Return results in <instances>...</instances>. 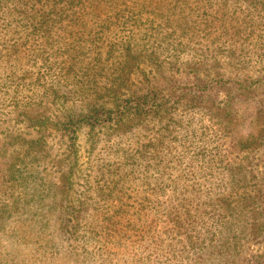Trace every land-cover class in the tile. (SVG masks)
Wrapping results in <instances>:
<instances>
[{"label":"rangeland","instance_id":"1","mask_svg":"<svg viewBox=\"0 0 264 264\" xmlns=\"http://www.w3.org/2000/svg\"><path fill=\"white\" fill-rule=\"evenodd\" d=\"M1 1L5 12L15 18L7 17L0 29V264H108L102 255V230L105 214L118 207L107 197L111 194L108 186H113L123 158L140 155L143 168L132 176L135 184L127 185L131 213L151 190L144 174L151 176L155 188L162 173L167 180L183 177L182 191L195 189L206 194L212 190L230 204L224 220L228 234L233 235L231 244L224 242V247L214 249L206 257L209 264H264V139L260 134L264 130V37L256 34L243 44L235 43V38L231 42L224 38L223 43L214 40L207 43V51L195 45L203 56V69L196 78L186 55L183 61L161 57L164 68H158L149 54L141 57L143 62L127 76L128 81L153 86L161 81L158 78L163 71L171 79L161 85L166 111L132 114L116 124L108 120L104 109L116 102L113 97L90 95L89 86L81 88L82 83L87 85L84 66L91 61L89 42L94 38L81 27L83 22H76L72 30L67 28L71 21L66 20L63 30H56L59 25L55 21L46 33L22 29L19 34L8 33L5 28L25 22L14 13L16 0ZM207 1L230 9L228 15L235 18L238 14L234 11L243 7L245 20L247 10L262 2L256 20L264 19V0H243L244 4ZM114 21L113 28L118 29L114 35L131 33L124 30L126 25L119 18ZM227 29L229 34L230 27ZM196 31L221 34L216 27ZM244 31L249 29L244 26ZM95 33L101 37V29ZM15 44L22 49L21 58L27 56L20 64L22 70L37 67L42 59L37 62L35 57L43 53L58 60L61 67L72 63L74 67L70 73L56 72L44 78L42 83L50 89L28 79V86L20 85L22 91L12 99L6 91L24 79L20 73L16 82H11L13 63L1 54ZM207 71L212 81L207 80ZM158 151L165 160L164 172L158 173L153 166L142 173L150 160L159 158ZM171 156L179 162L169 164ZM134 158L129 162H135ZM14 160H38L35 165L46 182L44 193L29 186L22 190L9 170ZM9 184L17 185L7 189ZM170 184L166 183L163 197L153 196L154 202L169 199L174 190ZM13 199L16 202L10 206ZM164 231L162 224L149 243H139L136 237L121 245L113 243L109 255L114 254L111 259L115 264H184V245L169 236L158 238ZM96 250L97 255H91Z\"/></svg>","mask_w":264,"mask_h":264},{"label":"trees","instance_id":"2","mask_svg":"<svg viewBox=\"0 0 264 264\" xmlns=\"http://www.w3.org/2000/svg\"><path fill=\"white\" fill-rule=\"evenodd\" d=\"M237 1L244 4L243 0H233V2ZM214 4L207 0L199 2L198 0H16L13 4L14 13L25 24L20 25L18 23L10 28H5V30H8V33L14 31V34H19L20 29L46 33L54 28L55 21L59 25L57 31L65 28L66 20L71 21V26L67 27L69 30L75 28L76 22H83L81 27L85 31H89V35L94 38L89 42L90 51L93 53L90 56L91 61L84 66L87 85L82 83L81 88L84 89L89 86L90 95H98V97L111 95L116 102H113L108 109L104 105V109L109 114L108 120L110 122L120 124L132 114H142L147 111L163 113L166 111V105L161 102L162 98L160 97L163 92L161 85L165 81H171V79L165 76L163 71H160V78H158L161 81H155L153 86L146 83L138 86L137 84H130L128 81L127 76L135 67L139 69L140 66L138 65L143 62V58L147 54L152 57L154 64L159 66L158 68L165 67V64L160 62L161 57L166 56L183 61V56L186 55L188 56L186 61L189 63L188 67L191 74H194V78H196L200 76L203 69V64L200 62L203 56L195 50V45H202V49L207 51L206 47H209L207 43L214 40L223 43L224 38L230 42L235 38V43L243 44L256 34L264 37V19L256 20V15H260L262 11L260 10L262 2L257 3V8L247 10L252 15L250 17L248 13L247 20L244 19L246 9L243 7L234 11L233 14H238V18H235L228 15L230 9ZM4 7L6 5L0 0V29L2 24L4 27L8 22L7 17L15 18L14 14L6 13ZM114 14L116 16H113ZM116 18H119L126 25L124 30H130V34L114 35L115 32H118L117 28H113ZM84 20L92 21L93 25L86 26ZM244 26L249 31H244ZM213 27H216L217 31L221 30V34L217 35L216 31H196L197 28L208 30ZM227 27H230L229 34L226 33ZM98 28L101 29V37L99 38H97L98 34H94ZM191 30L192 33H190ZM203 50L201 51L204 52ZM4 52L7 54L2 53L1 57L6 56L5 61L10 60L13 63L14 71L11 82H16L20 73L24 79L23 83H13L10 91H6L5 94H8V97L12 99H15L14 95L17 92L22 91L20 85L28 86L26 82L28 79L35 80L43 87L50 89L47 83H42L44 78L55 76L56 72L69 71L70 73L74 67L73 63L70 66L61 67L59 66L61 64L57 62L58 60L53 61L50 56L46 57L42 51L43 54L35 57L37 62H39V57L42 59L37 67L22 70L20 64L26 60L27 56L21 58L22 49L19 44H15L11 50L8 48ZM32 59L30 57V61ZM198 62L200 66H197ZM219 74L218 72L217 75ZM206 77L207 80H211L209 71H207ZM53 86L57 87V84L55 83ZM126 97L130 100L123 101ZM152 100L153 103L149 104ZM97 101L99 102V100ZM260 134L264 139L263 129ZM133 158L131 156L126 159L123 158V162H120L119 165V171L113 180V186H108L111 194H108L107 197H112L118 205L105 214L106 224L102 230V241L105 243L102 247L105 250L102 255L107 259L108 264H115L114 260L111 259V255L114 254L109 255L111 244L121 245L133 237H136L139 243H149V240L152 242V239L156 237L157 228L162 224H164L165 231L160 233L158 238L169 236L177 243L183 244L184 264H209L206 257L211 256L214 249L219 248L222 244L224 247L226 244L224 242L231 244L233 235L228 234L224 220L226 218L225 213L230 211L228 201L212 190L206 194L199 193L195 189L182 191V187L179 186L185 185L184 178L165 179L164 173H162L165 168V160L159 153V158L150 160L151 162L147 163L142 173L148 171L147 167L154 166V170L162 173L163 179L159 178L161 182H157L155 188L152 186L153 179L151 176L144 174L150 180L148 185L151 190L141 198L143 204L135 206L136 209L131 213L127 188L129 185L135 184L136 178L132 176L143 168L140 161L141 155L134 158V161L138 162L137 166L135 162H129ZM178 159L171 156L168 163L176 164L179 162ZM14 162L9 170L14 175L15 179L13 180L20 182L22 190H26L29 186L33 190H41L44 193L46 182H43L45 178L42 171L35 165L38 160L29 162L27 160H14ZM152 176L154 177V175ZM167 182L171 183L170 188H174L171 196L166 201L159 199L154 202L153 196L156 198L163 197ZM208 182L206 180V183ZM16 185L9 184L7 189ZM118 187L121 189L113 191ZM149 201L152 204H148ZM10 202V206H13L16 199ZM223 228L226 230L223 231ZM262 228L264 229L261 227V230ZM97 252L98 250L92 251L91 255L96 256ZM222 262L211 261L210 264ZM233 263L236 264V262Z\"/></svg>","mask_w":264,"mask_h":264}]
</instances>
